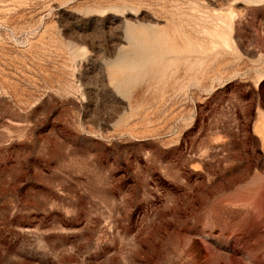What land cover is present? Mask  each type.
<instances>
[{"label": "rangeland", "instance_id": "374dc122", "mask_svg": "<svg viewBox=\"0 0 264 264\" xmlns=\"http://www.w3.org/2000/svg\"><path fill=\"white\" fill-rule=\"evenodd\" d=\"M0 264H264V0H0Z\"/></svg>", "mask_w": 264, "mask_h": 264}, {"label": "bare ground", "instance_id": "6f19581e", "mask_svg": "<svg viewBox=\"0 0 264 264\" xmlns=\"http://www.w3.org/2000/svg\"><path fill=\"white\" fill-rule=\"evenodd\" d=\"M151 61H152V60H151ZM132 67H133V66H132L131 64H130V65H129V64H127V69H126V70H131V69H132ZM149 67H150V66H149Z\"/></svg>", "mask_w": 264, "mask_h": 264}]
</instances>
